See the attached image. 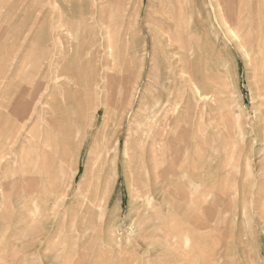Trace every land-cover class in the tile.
Segmentation results:
<instances>
[{
  "label": "rangeland",
  "instance_id": "1",
  "mask_svg": "<svg viewBox=\"0 0 264 264\" xmlns=\"http://www.w3.org/2000/svg\"><path fill=\"white\" fill-rule=\"evenodd\" d=\"M220 1L0 0V161L3 163L0 162V167L4 168H0V264H264V96L261 93L263 78L255 64L259 63L255 54L264 46L260 41L264 37V0H235L237 3L229 9L228 19L219 14L228 11V0ZM189 3L192 12L188 11ZM236 7L241 14L235 11ZM245 19L247 21L243 22ZM237 23H242V27ZM240 30L238 34L235 32ZM167 35L173 39L169 40ZM179 36H188L185 39H189L192 47L188 49L190 56L183 58L184 63L178 62L185 53L179 47ZM199 38L201 45L196 44ZM246 48L250 56L246 55ZM206 67L211 74L208 81L204 79ZM182 68L184 71H180ZM61 70L78 74L84 94L93 92L96 84L100 91L96 99V94L92 96L89 106L83 107L88 122L85 119L77 132L71 134L69 129L75 125V112L81 109L74 100L66 108L69 114L62 120L64 125L55 118L57 128L50 127L55 117L51 112L52 93L58 91L57 102L62 97V85L69 82L65 77L56 81L50 79ZM90 73L97 74L96 83L85 80ZM125 75L132 78L126 85L124 97L122 77ZM39 83L42 88L36 92ZM106 88L114 91L115 100L123 98L122 109L102 104L94 117V109L100 104L99 96ZM191 92H197L196 96ZM200 92L206 94L200 96ZM169 96L174 103L167 101ZM18 101L19 104L31 102L29 114L20 116L11 112ZM190 102H195L193 109ZM148 109L156 112L150 121L146 118L150 114ZM91 120L93 126L88 127ZM87 127L91 129L90 134L81 148L78 141ZM8 129L11 132H7ZM156 131H161L160 138ZM118 140L120 157L116 164L113 144ZM166 150L169 155L164 154ZM97 177L105 178L98 181ZM179 187L185 192H180ZM237 192L239 199L235 198ZM218 197L227 200L219 208L215 203ZM172 213H176L175 216ZM210 222L213 225H207Z\"/></svg>",
  "mask_w": 264,
  "mask_h": 264
},
{
  "label": "bare ground",
  "instance_id": "2",
  "mask_svg": "<svg viewBox=\"0 0 264 264\" xmlns=\"http://www.w3.org/2000/svg\"><path fill=\"white\" fill-rule=\"evenodd\" d=\"M110 1H111V0H110ZM119 1H120V0H119ZM133 1H134V0H133ZM211 1H212V0H211ZM217 1H218V0H217ZM219 1H220V0H219ZM121 2H122V1H121ZM123 2H124V1H123ZM220 2H221V1H220ZM13 3H14V2H13ZM13 3H12V4H13ZM211 3H212V2H211ZM224 3H225V2H224ZM234 3L236 4L237 1L235 2V0H228V5H229L228 8H227L228 11L224 12V14L219 13V14H220V17H222V16L224 15L225 19H226V18L228 19V17L231 15V14H230L231 12H229V9H230L232 6H235ZM238 3H239V2H238ZM252 3H253V2H252ZM2 4H3V3H2ZM138 4H139V3H138ZM218 4H220V3H218ZM105 5H106V4H105ZM110 5H111V4H110ZM110 5H109V6H110ZM122 5H123V4H122ZM224 5H225V4H224ZM106 6H107V5H106ZM111 6H112V5H111ZM117 6H118V5H117ZM137 6H138V5H137ZM178 6H179V4H178ZM212 6H213V4H212ZM237 6H238V5H237ZM239 6H240V5H239ZM245 6H246V5H245ZM122 7H123V6H122ZM130 7H131V5H130ZM225 7H226V6H225ZM109 8H110V7H109ZM135 8H136V7H135ZM135 8H134V9H135ZM200 8H201V7H200ZM200 8H199L198 12H199V14H200L201 17H202V16H204V14H203V12H201V9H200ZM218 8H219V7H218ZM241 8H242V7H241ZM4 9H5V8H4ZM107 9H108V8H107ZM227 9H225V10H227ZM105 10H106V9H105ZM178 10H179V9H178ZM232 10H233V9H232ZM236 10L238 11V8H237V7H236L235 11H236ZM245 10H246V9H245ZM3 11H4V10H3ZM102 11H103V9H102ZM106 11H107V10H106ZM116 11H117V10H116ZM181 11H183V10L181 9ZM188 11H191V4H190V3H189V9H188ZM242 11H243V10H242ZM1 12H2V11H1ZM136 12H137V10H136ZM164 12H165V14H166V11H164ZM167 12H168V11H167ZM191 12H192V11H191ZM238 12H240V10H239ZM252 12H253V11H252ZM258 12H259V11H258ZM3 13H4V12H3ZM60 13H61V12H60ZM116 13H117V12H116ZM168 13H169V12H168ZM213 13H214V12H213ZM222 13H223V12H222ZM6 14H7V13H6ZM101 14H102V13H101ZM106 14H108V13H106ZM235 14H236V13H235ZM240 14H241V12H240ZM57 15H58V14H57ZM57 15H56V16H57ZM66 15H67V14H66ZM104 15H105V13H104ZM112 15H113V14H112ZM127 15H128V13H127ZM170 15H172V14L170 13ZM180 15H181V14H180ZM213 15H214V14H213ZM215 15H216V14H215ZM237 15H238V13H237ZM237 15H236V17H237ZM5 16H6V15H5ZM102 16H103V15H102ZM132 16H133V15H132ZM135 16H136V15H135ZM173 16H174V15H173ZM181 16H182V15H181ZM216 16H217V15H216ZM238 16H239V15H238ZM114 17H115V16H114ZM129 17L131 18V16H129ZM133 17H134V16H133ZM133 17H132V18H133ZM236 17H235V18H236ZM239 17H240V19L242 18L241 15H240ZM56 18H59V17H56ZM105 18H106V15H105ZM111 18H112V17H111ZM127 18H128V17H127ZM166 18H167V17H166ZM172 18H173V17H172ZM175 18H176V17H175ZM177 18H178V17H177ZM202 18H203V17H202ZM213 18H214V17H213ZM59 19H60V18H59ZM102 19H103V18H102ZM167 19H168V18H167ZM237 19H238V18H237ZM104 20H105V19H104ZM112 20H113V19H112ZM139 20H140V19H139ZM150 20H151V19H150ZM164 20H165V19H164ZM232 20H233V19H232ZM234 20H235V19H234ZM241 20H242V19H241ZM243 20H244V19H243ZM2 21H3V20H2ZM77 21H78V20H77ZM97 21H98V20H97ZM110 21H111V20H110ZM171 21H173V20H171ZM209 21H211V20H209ZM235 21H236V20H235ZM238 21H239V20H238ZM246 21H247V20L245 19V21H243V22H246ZM255 21H256V20H254V22H255ZM259 21H260V20H259ZM117 22H119V21H117ZM123 22H124V21H123ZM174 22H175V21H174ZM177 22H178V20H177ZM188 22H189V21H188ZM216 22H217V20H216ZM224 22H225V21H224ZM230 22H231V21H229V23H230ZM236 22H237V21H236ZM240 22H242V21H240ZM58 23H59V22H58ZM120 23H121V22H120ZM120 23H119V24H120ZM211 23H212V22H211ZM250 23H251V20H250ZM250 23H249V24H250ZM100 24H101V23H100ZM127 24H128V23H127ZM129 24H130V23H129ZM129 24H128V26H130ZM131 24H132V23H131ZM176 24H178V23H176ZM176 24H175V28H176ZM241 24H242V23H240V25H241ZM243 24H244V23H243ZM247 24H248V23H247ZM249 24H248V25H249ZM2 25H3V24H2ZM59 25H61V23H60ZM103 25H104V23H103ZM226 25H227V26H230V25H228V24H226ZM236 25H239V23H237ZM240 25H239V27L241 28L242 26H240ZM245 25H246V24H245ZM91 26H92V25H91ZM99 26H100V25H99ZM179 26H180V24H179ZM179 26H178V27H179ZM260 26H261V23H260ZM260 26H259V27H260ZM106 27H107V26H106ZM130 27H131V26H130ZM130 27H129V28H130ZM182 27H183V26H182ZM186 27H187L186 30L189 32V27H188V25H187ZM217 27H218V26H217ZM65 28H66V27H65ZM101 28H103V27H101ZM104 28H105V27H104ZM121 28H122V26H121ZM165 28L168 29V30L170 31V28H169V27H168V28L165 27ZM183 28H184V27H183ZM228 28H230V27H228ZM235 28H236V27H235ZM63 29H64V28H63ZM125 29H126V28H125ZM130 29H131V28H130ZM130 29H129V30H130ZM219 29H220V28H219ZM243 29H244V28H243ZM243 29H242V32H244ZM105 30H106V29H104V33H105ZM107 30H108V29H107ZM221 30H222V29H221ZM226 30H227V29H226ZM236 30H237V29H236ZM259 30H260V28L258 29V32H257V33H259ZM109 31H111V28H110ZM109 31H108V32H109ZM112 31H114V29H113ZM118 31H119V30H118ZM124 31H125V30H124ZM165 31H166V30H165ZM174 31H176V29H175ZM204 31H205V30H204ZM228 31H230V30H228ZM4 32H5V31H4ZM4 32H3V34H4ZM106 32H107V31H106ZM177 32H178V31H177ZM181 32H182V31H181ZM185 32H186V31H185ZM235 32H237V34H238V32H241V30H240V31H235ZM246 32H247V31H246ZM249 32H250V30H249ZM260 32H261V31H260ZM104 33H103V34H104ZM110 33H111V32H110ZM129 33H130V32H128V34H129ZM182 33H183V32H182ZM252 33H253V32H252ZM105 34H106V33H105ZM123 34H124V33H123ZM223 34H224V33H223ZM237 34L235 33V36H236V37H237ZM71 35H72V34H71ZM81 35H82V34H81ZM108 35H109V34H108ZM111 35H112V34H111ZM111 35H110V36H111ZM164 35H166V34H164ZM192 35H193V34H192ZM192 35H191V36H192ZM194 35H195V34H194ZM231 35H232V34H231ZM252 35H254V34H252ZM260 35H261V33L259 34V36H260ZM2 36H3V35H2ZM2 36H1V37H2ZM5 36H6V35H5ZM110 36H109V37H110ZM105 37H108V36H105ZM105 37H104V38H105ZM109 37H108V38H109ZM119 37H120V36L118 35V38H119ZM123 37H124V36H123ZM167 37L170 38L169 40H172V39H173L171 35H169V36L167 35L166 38H167ZM179 37H180V36H179ZM187 37H188V36H186L185 38L187 39ZM193 37H194V36H193ZM233 37H234V36H233ZM233 37H232V38H233ZM238 37H239V36H238ZM243 37H244V35H243ZM251 37H253V36L250 35V39H251ZM121 38H122V37H121ZM127 38H128V37H127ZM159 38H160V37H158V39H159ZM185 38H184V37H180V39H177V38H176V39L178 40V42L180 43V46H179V47H181L183 50H185V53L182 54V52H181L182 55H181V57L179 58V61H178V62H181V63H182V62L184 63L183 58H188V57L190 56V54L188 53V49H189V50H192V47H191V45H190V41H189V39L186 40ZM188 38H189V37H188ZM191 38H192V37H191ZM195 38H196V36L194 37V39H195ZM239 38H240V37H239ZM239 38H238V39H239ZM241 38H242V37H241ZM1 39H2V38H1ZM83 39H84V38H83ZM110 39H111V38H110ZM200 39H201V38H199V43L197 42L196 44L201 45V44H200ZM236 39H237V38H236ZM238 39H237V40H238ZM256 39H258V38H256ZM256 39H255V40H256ZM259 39H260V37H259ZM105 40L107 41V40H109V39L106 38ZM127 40H128V39H127ZM156 40H157V39H156ZM169 40H168V41H169ZM195 40H196V39H195ZM201 40H202V39H201ZM237 40H236V41H237ZM255 40L253 41L254 43H255ZM2 41H3V40H2ZM25 41H26V40H25ZM25 41H24V42H25ZM109 41H110V40H109ZM118 41H119V40H117V43H120V42H118ZM157 41H158V40H157ZM159 41H160V39H159ZM191 41H192V40H191ZM246 41H248V39H247ZM257 41H258V40H257ZM260 41H262L261 44H262V43L264 44V37H262V38L260 39ZM78 42H79V41H78ZM84 42H85V41H84ZM86 42H87V40H86ZM163 42H165V40H164ZM163 42H162V43H163ZM169 42H170V41H169ZM192 42H193V41H192ZM65 43H66V42H65ZM170 43H171V42H170ZM239 43L242 44L241 40H240ZM245 43H246V42H245ZM247 43H250V42H247ZM247 43H246V45H247ZM3 44H4V43H3ZM23 44H24V43H23ZM69 44H71V43H69ZM82 44L85 45L83 42H82ZM94 44H95V43H94ZM109 44L111 45V42H109L108 45H109ZM132 44H133V43H132ZM173 44H174V43H173ZM177 44H178V43H176V45H177ZM194 44H195V43H194ZM256 44H257V43H256ZM259 44H260V43H258V45H259ZM261 44H260V45H261ZM263 44H262V45H263ZM0 45H1V44H0ZM83 45H82V47H83ZM106 45H107V44H106ZM108 45H107V47H108ZM110 45H109V46H110ZM204 45H205V44H204ZM250 45H252V44H250ZM118 46H119V45H118ZM168 46H169V44H168ZM195 46H196V45H195ZM205 46H206V45H205ZM239 46H240V45H239ZM241 46H242V45H241ZM151 47H152V46H151ZM202 47H204V46H202ZM248 47H249L248 50H250V46H248ZM248 47H247V48H248ZM252 47H253V45H252ZM259 47H260V46H259ZM0 48H1V46H0ZM13 48H14V47H13ZM42 48H45V47H42ZM109 48H110V47H109ZM109 48H108V49H109ZM111 48H112V47H111ZM117 48H118V47H117ZM152 48H153V47H152ZM247 48H246V51H245V50H244V51L246 52V55H249V56H250L251 54L248 52ZM257 48H258V47H257ZM83 49H86V48H83ZM83 49H82V51H83ZM101 49H102V48H101ZM108 49H106V50H108ZM166 49H167V47H166ZM195 49H197V48H195ZM244 49H245V48H244ZM0 50H1V49H0ZM39 50H40V49H39ZM109 50H111V54L113 55V53H114V49L112 48V49H109ZM146 50H149V48L147 47ZM197 50H198V49H197ZM201 50H202V49H201ZM12 51L14 52V50H12ZM62 51H63V49H62ZM125 51H126V50H125ZM139 51H140V50H139ZM178 51H179V50H178ZM71 52H72V51H71ZM137 52H138V51H137ZM152 52H153V50L151 51V53H152ZM164 52H166V51H164ZM183 52H184V51H183ZM6 53H7V52H6ZM81 53H82V52H81ZM109 53H110V52H109ZM128 53H129V52H128ZM128 53H127V55H128ZM153 53H154V52H153ZM179 53H180V52H179ZM199 53H200V52H199ZM206 53H208V52H206ZM254 53H255V52H254ZM102 54H103V53H102ZM111 54H110V55H111ZM129 54H130V53H129ZM170 54H171V53H170ZM201 54H202V53H201ZM14 55H15V54H14ZM152 55H154V54H152ZM173 55H174V54H173ZM175 55H177V54H175ZM205 55H206V54H205ZM9 56H10V55H9ZM60 56H62V55H60ZM107 56H108V54H107ZM107 56H106V57H107ZM164 56H165V54H164ZM184 56H185V57H184ZM193 56H194V54H193ZM203 56H204V55H203ZM206 56H207V55H206ZM255 56H256V57H255L256 59H259V60H257V61H259V63H255V64H257L258 69H259V71H260V72H259V73H260V76L263 78L262 85H261V88H262V92H261V93H262V95L264 96V46H261V47L258 49V51H257V53L255 54ZM17 57H18V56H17ZM48 57H49V56H48ZM97 57H98V56H97ZM112 57H113V56H112ZM165 57H166V56H165ZM167 57H168V56H167ZM204 57H205V56H204ZM19 58H20V57H19ZM62 58L64 59V57H62ZM113 58H114V57H113ZM154 58H155V56H154ZM168 58H169V57H168ZM207 58H208V57H207ZM47 59H48V58H47ZM65 59H66V58H65ZM107 59H108V58H107ZM110 59H112V58L109 57V60H110ZM114 59H115V58H114ZM130 59H131V58H130ZM165 59H166V58H165ZM49 60H50V59H49ZM127 60H128V59L126 58V61H127ZM152 60H153V59H152ZM188 60H189V59H188ZM199 60H200V58H199ZM63 61H65V60H63ZM106 61H107V60H106ZM126 61H125V62H126ZM185 61H186V60H185ZM17 62H18V61H17ZM49 62H50V61H49ZM107 62H108V61H107ZM107 62H106V63H107ZM109 62H111V61H109ZM145 62H146V61H145ZM171 62H173V61H171ZM171 62H170V63H171ZM211 62H212V61H211ZM111 63H112V62H111ZM126 63H127V62H126ZM205 63H206V62H205ZM252 63H253V61H252ZM104 64H105V62H104ZM176 64H177V63H176ZM255 64H254V65H255ZM61 65H62V64H61ZM106 65H107V64H106ZM106 65H105V66H106ZM109 65H110V63H109ZM128 65H129V64H128ZM144 65H145V64H144ZM153 65H155V64H153ZM172 65H173V64H172ZM179 65H180V64H179ZM191 65H192V64H191ZM43 66H44V65H43ZM110 66H112V65H110ZM117 66H118V65H117ZM129 66H130V65H129ZM131 66H132V65H131ZM182 66H184V65H182ZM209 66H210V65H209ZM0 67H1V66H0ZM2 67H3V66H2ZM153 67H154V66H153ZM153 67H152V68H153ZM168 67H169V65H168ZM171 67H172V66H171ZM127 68H128V66H127ZM132 68H133V67H132ZM173 68H174V67H173ZM183 68H184V67H183ZM183 68L180 69V71H181V70L184 71ZM59 69H60V68H59ZM105 69H106V68H105ZM108 69H109V68H108ZM108 69H107V71H108ZM121 69H122V68H121ZM144 69H145V67H144ZM169 69H170V68H169ZM171 69H172V68H171ZM114 70H115V69H114ZM173 70H174V69H173ZM177 70H178V69H177ZM110 71H111V70H110ZM110 71H109V72H110ZM131 71H132V70H131ZM175 71H176V70H175ZM183 71H182V72H183ZM190 71H191V70H190ZM94 72H95V70H94ZM105 72H106V71H105ZM177 72H179V70H178ZM187 72H188V70H187ZM95 73H96V72H95ZM107 73H108V72H107ZM113 73H114V72H113ZM119 73H122V72H119ZM142 73H143V71H142ZM142 73H141V74H142ZM151 73H152V72H151ZM172 73H173V72H172ZM191 73H192V72H191ZM218 73H219V72H218ZM44 74H45V73H44ZM101 74H102V73H101ZM104 74H105V73H104ZM110 74H112V71H111ZM181 74H182V73H180V75H181ZM183 74H184V73H183ZM189 74H190V73H189ZM219 74H220V73H219ZM221 74H222V73H221ZM221 74H220V75H221ZM102 75H103V74H102ZM106 75H108V74H106ZM106 75H105V76H106ZM112 75H113V74H112ZM173 75L175 76V73H174ZM38 76H39V75H38ZM38 76L36 75V77H38ZM45 76H46V74H45ZM108 76H109V75H108ZM110 76H111V75H110ZM118 76H119V75H118ZM142 76H143V75H142ZM142 76H141V77H142ZM178 76H179V75H178ZM185 76H186V75H185ZM185 76L182 77V81H184L183 78H185ZM213 76H216V75L214 74ZM256 76H257V75H256ZM61 77H65L64 79H67L69 82H68V84H63V85H62V88H63V89H62V97H61V99L58 100L57 102L55 101V99L57 98V97L55 96V94H57L58 91H55V92L52 93V100H51V109H52V110H51V112L53 111V113L55 114V117H54L53 119H51V121H50L51 126H50V127H52V128H57V126L55 125V121H56V119H58L60 122H62V120H63V118L65 117V115H66V114H69V113L67 112L66 108H67V107H70V106L72 105V103H73V100H74V101L76 102V103H75V104H76V107H79V106L81 105V109H80L79 112H75V117H74V119H73V123H75V125H74V126L71 125L72 127H71V129H69V132H70V134H71V133H76L77 130L79 129V127L82 126V122L85 123L84 121H86L85 119H87L86 117H88V114H87L85 111H83V110H84L83 107L86 106V105L89 106V104L91 103V102H90V99H91V100L93 99L92 96H93L94 94H96V96H95V99H96L97 95L100 93V91L98 90L99 87H98L97 84H96V85L94 84V85H95V86L93 87V90H94V91L92 90L93 92H89V91H88V93H86L87 91L85 90L86 92H85V94H84L83 92H81L82 89L80 88L81 83H80V79L78 78V74H75V73H72V72H67V71H64V70H61V71H59V72H55V75L53 74V77L50 78V79L56 81V80H59ZM111 77H112V76H111ZM111 77H110V78H111ZM119 77H121V76H119ZM216 77H217V76H216ZM261 77H260V78H261ZM39 78H40V77H39ZM39 78H38V80H39ZM46 78H47V77H46ZM107 78H109V77H107ZM107 78H106V79H107ZM131 78H132V75H125L124 77H122V81L125 83V88H124V90L122 91L123 96H124V94L126 95V85L130 82ZM135 78H136V77H135ZM175 78H176V77H175ZM179 78H180V77H179ZM186 78H188V77H186ZM40 79H41V78H40ZM204 79H205L206 81H208V80L211 79V74L209 73V69H208V67L205 68V76H204ZM60 80H61V79H60ZM85 80H86L87 82H91V83H92V82L94 81V83H96V81H97V74H92V73H90L89 75H86V76H85ZM137 80H138V79H137ZM180 80H181V78H180ZM180 80H179V82H180ZM223 80H224V79H223ZM259 80H262V79H259ZM42 81H43V80H42ZM44 81H45V80H44ZM102 81H103V80H102ZM110 81H111V79H110ZM138 81H139V80H138ZM140 81H141V80H140ZM191 81H192V78H191ZM206 81H205V82H206ZM34 82L37 83V79H36V81H34ZM38 82H39V81H38ZM106 82H107V80H106ZM106 82H105V84H107ZM134 82H135V80H134ZM203 82H204V81H203ZM223 82H224V81H223ZM185 83H186V80H185ZM217 83H218V82H217ZM258 83H260V82H258ZM132 84H133V83H132ZM177 84H178V82H177ZM192 84H193V83H192ZM195 84H196V83H195ZM197 84H198V83H197ZM201 84H202V83H201ZM138 85H139V83H138ZM180 85H182V84H180ZM185 85L187 86V84H185ZM217 85H219V83H218ZM31 86H32V85H31ZM41 86H42L41 83H39V84L37 85L36 92L39 91V90L42 88ZM92 86H93V85H92ZM104 86H105V85H104ZM188 86H189V85H188ZM193 86H194V85H193ZM193 86H192V87H193ZM213 86H214V84H213ZM215 86H216V85H215ZM40 87H41V88H40ZM84 87H85V86H84ZM100 87H101V86H100ZM131 87H132V86H131ZM198 87H199V86H198ZM198 87H197V88H198ZM209 87H210V86H209ZM258 87H259V85H258ZM32 88H33V87H32ZM34 88H35V86H34ZM72 88L75 89L74 92L71 91ZM82 88H83V87H82ZM103 88H104V87H103ZM188 88H189V87H188ZM211 88H212V87H211ZM211 88H209V89H211ZM220 88H221V87H220ZM3 89H4V88H3ZM83 89H84V88H83ZM186 89H187V88H186ZM194 89H195V88H194ZM28 90H29V89H28ZM176 90L179 91V89H176ZM176 90H175V92H176ZM197 90H198V89H196V91H197ZM199 90H200V89H199ZM205 90H206V89H205ZM103 91H104V92L101 93L100 96H99V98H100V104H99L97 107H96V105L94 106V107H96V108L94 109V113H93V114H94V117H96V115L100 112L99 108L102 106V104H107V106L114 105L115 108L122 109V106H121V105H122L121 100H122L123 98H121L120 100H119V99H118V100H115V97H114V91H113V90L110 91V90H107V88H106V90H103ZM130 91H131V89H130ZM189 91H191V90H189ZM203 91H204V89H203ZM203 91H202V92H203ZM207 91H208V89H207ZM207 91H206V92H207ZM212 91H213V90H212ZM217 91H218V90H217ZM217 91H216V92H217ZM219 91H220V90H219ZM260 91H261V89H260ZM101 92H102V91H101ZM197 92H199V91H197ZM197 92H193V93L191 92V95L194 94V93L196 94ZM202 92H200V93H202ZM206 92H204V93L206 94ZM214 92H215V91H214ZM214 92H213V93H214ZM220 92H221V91H220ZM223 92H224V91H222V93H223ZM165 93H166V92H165ZM204 93H202L200 96H202ZM207 93H208V92H207ZM222 93H221V94H222ZM82 94H84V97L82 96ZM173 94H174V93H173ZM177 94H178V93H177ZM195 94H194V95H195ZM214 94H216V93H214ZM217 94H218V93H217ZM223 94H224V93H223ZM223 94H222V95H223ZM2 95H3V94H2ZM12 95H13V94H12ZM25 95H26V94H25ZM39 95H40V94H39ZM171 95H172V94H171ZM186 95H187V94H186ZM189 95H190V94H189ZM211 95H213V94H211ZM259 95H260V94H259ZM28 96H29V94H28ZM135 96H136V95H135ZM138 96H139V95H138ZM149 96H150V95H149ZM177 96H178V95H177ZM181 96H182V95H181ZM181 96H180V98H181ZM195 96H196V95H195ZM195 96H194L193 98H195ZM198 96H199V95H198ZM263 96H262V97H263ZM20 97H21V96H20ZM49 97H51V96H49ZM104 97H105V98H104ZM124 97H125V96H124ZM174 97H175V95H174ZM189 97L191 98V96H189ZM207 97H210V95L207 96ZM207 97H206V98H207ZM212 97H213V96H212ZM223 97H224V96H223ZM17 98H18V97H17ZM129 98H130V97H129ZM176 98H177V97H176ZM180 98H179V100H180ZM196 98H197V97H196ZM198 98H199V97H198ZM201 98H203V97H201ZM204 98H205V97H204ZM21 99H22V98H21ZM24 99H25V98H24ZM48 99H50V98H48ZM171 99H173V97H172ZM171 99H170V96H169V98H168L167 101H168V102L171 101V103H174L175 101H174V100H171ZM174 99H175V98H174ZM183 99H184V98H183ZM4 100H5V99H4ZM28 100H29V99H28ZM78 100H79V102H78ZM82 100L84 101V104H85V105L82 104V102H83ZM127 100H128V99H127ZM186 100H187V99H186ZM200 100H203V101L205 102L206 99H200ZM211 100H212V98H211ZM224 100H225V98H224ZM263 100H264V99H263ZM23 101H24V100H23ZM29 101H30V100H29ZM36 101H37V100H36ZM131 101H132V100H131ZM131 101H130V102H131ZM206 101H207V100H206ZM213 101H214V100H213ZM19 102H20V101H18V103H17L15 106L13 105V106L11 107V108H12V111H11V112H14L15 114L18 113L20 116H25V115L29 114L28 112L30 111L31 106H32V105H31V102H28V101H27V102H24V103L22 102V103H20V104H19ZM37 102H38V101H37ZM39 102H40V101H39ZM95 102H96V101H95ZM130 102H129V103H130ZM139 102H141V101H139ZM142 102H143V101H142ZM142 102H141V103H142ZM178 102H179V101H178ZM180 102H181V101H180ZM180 102H179V103H180ZM211 102H212V101H211ZM214 102H215V101H214ZM9 103H10V102H9ZM11 103H12V101H11ZM11 103H10V104H11ZM40 103H41V102H40ZM129 103H128V104H129ZM181 103H182V102H181ZM181 103H180V104H181ZM186 103H187V102H186ZM188 103H189V101H188ZM190 103H191V102H190ZM206 103H207V102H206ZM6 104H8V103H6ZM47 104H48V103H47ZM47 104H46V105H47ZM94 104H95V103H93L92 105H94ZM176 104H177V103H176ZM183 104H184V103H183ZM192 104H193V103H191V105H192ZM194 104H195V102H194ZM194 104H193V105H194ZM211 104H212V103H211ZM77 105H78V106H77ZM168 105H169V104H168ZM171 105H172V104H171ZM191 105H190V107H192V109H193V105H192V106H191ZM7 106H8V105H7ZM7 106H6V110L8 109ZM9 106H10V105H9ZM9 106H8V107H9ZM39 106H40V105H39ZM107 106H105V107H107ZM164 106H166V105H164ZM19 107H21V109H20ZM46 107H47V106H46ZM91 107H93V106H91ZM112 107H113V106H112ZM114 107H113V108H114ZM129 107H131V106H129ZM180 107H181V106H180ZM194 107H196V106H194ZM11 108H10V109H11ZM87 108H88V107H87ZM115 108H114V109H115ZM148 108H149V107H148ZM165 108H166V107H165ZM171 108H172V106H171ZM48 109H50V108H48ZM77 109H78V108H77ZM114 109H113V110H114ZM118 109H116V110H118ZM185 109H186V108H185ZM190 109H191V108H190ZM192 109H191V110H192ZM202 109H203V108H202ZM39 110H40V108H39ZM148 110H149V109H148ZM8 111H10V110H8ZM43 111H44V110H43ZM47 111H48V110H47ZM47 111H46V109H45V112H47ZM105 111H106V110H105ZM114 111H115V110H114ZM118 111H119V110H118ZM118 111H117V113H118ZM122 111H123V110H122ZM138 111H139V110H138ZM172 111H173V110H172ZM196 111H197V110H196ZM2 112H3V111H2ZM5 112H6V111H5ZM5 112H4V113H5ZM37 112H38V111H37ZM41 112H42V111H41ZM92 112H93V111H92ZM112 112H113V111H112ZM163 112H164V110H163ZM163 112H162V113H163ZM169 112H170V111H168V113H169ZM14 113H13V114H14ZM109 113H111V112H109ZM149 113H150V114H149L146 118H149V121H150V119H153V118H154V114H155L156 112H155L154 110H149ZM162 113H160V114L162 115ZM177 113H178V112H177ZM193 113H194V112H193ZM18 114H17V115H18ZM40 114H41V113H40ZM203 114H204V112H203ZM1 115H2V114H1ZM6 115H7V114H6ZM37 115H38V114H37ZM43 115H45V113H44ZM115 115H116V113H115ZM117 115H118V114H117ZM117 115H116V116H117ZM124 115H125V114H124ZM156 115H158V113H157ZM168 115H169V114H167V116H168ZM181 115H182V114H181ZM181 115H180V116H181ZM183 115H184V114H183ZM183 115H182V116H183ZM196 115H197V113H196ZM196 115H195V116H196ZM206 115H207V114H206ZM9 116H10V115H9ZM12 116H13V115H12ZM29 116H30V115H29ZM121 116H122V115H121ZM164 116H165V115H164ZM172 116H173V115H172ZM4 117H6L5 114H4ZM4 117H3V118H4ZM7 117H8V115H7ZM15 117H16V115H15ZM39 117H40V116H39ZM41 117H42V116H41ZM202 117H205V116L203 115ZM19 118H20V117H19ZM19 118H18V119H19ZM55 118H56V119H55ZM67 118H68V117H67ZM208 118H209V117H208ZM20 119H22V118H20ZM32 119H34V118H32ZM89 119H90V118H89ZM104 119H105V118H104ZM110 119H112V118H110ZM116 119H117V117H116ZM116 119H112V120H115V121H116ZM194 119H195V118H194ZM205 119H206V118H205ZM7 120H9V119H7ZM12 120H13V119H12ZM41 120H42V118H41ZM183 120H185V119H183ZM1 121H2V120H1ZM13 121H15V119H14ZM13 121H12V122H13ZM21 121H22V120H21ZM118 121H119V119H118ZM120 121H121V120H120ZM144 121H145V120H144ZM155 121H156V120H155ZM164 121H165V120H164ZM31 122H32V121H31ZM47 122H48V121H47ZM87 122H88V119H87ZM90 122H91V123H89L90 126H88V127H92V126H93V121L91 120ZM109 122H111V120H110ZM109 122H108V123H109ZM122 122H123V121H122ZM176 122H178V121L176 120ZM176 122H175V123H176ZM237 122H238V121H237ZM0 123H2V122H0ZM3 123H5V122H3ZM21 123H22V122H21ZM26 123H27V121H26ZM111 123H112V122H111ZM113 123H114V122H113ZM119 123H120V122H119ZM128 123H129V122H128ZM139 123H140V122H139ZM139 123H138V124H139ZM141 123H143V120H142ZM149 123H150V122H149ZM10 124H11V122H10ZM41 124H42V122H41ZM47 124H48V123H47ZM69 124H70V123H69ZM120 124L123 126L122 123H120ZM152 124H153V123H152ZM156 124H157V123H156ZM8 125H9V123H8ZM63 125H64V122L61 123V126H63ZM84 125H85V124H84ZM134 125H135V124H134ZM136 125H137V124H136ZM182 125H184V124H182ZM200 125H201V123H200ZM2 126H3V125H2ZM9 126H10V125H9ZM41 126H42V125H41ZM58 126H59V125H58ZM113 126H114V124H113ZM118 126H119V125H118ZM118 126H117V127H118ZM145 126H146V125H145ZM152 126H153V125H152ZM155 126H156V125H155ZM161 126H162V125H161ZM161 126H160V127H161ZM174 126H176V125H174ZM6 127H7V126H6ZM6 127H5V128H6ZM11 127H12V126H11ZM11 127H10L9 129H11ZM27 127H28V126H27ZM44 127H45V125H44ZM88 127H87L86 130H85L86 133L84 134V136H83L82 138H80V140L78 141V144H79V146H80L81 148L83 147L82 145L85 143L88 134H90L89 132H90L91 129L88 128ZM176 127H177V126H176ZM179 127H181V126H179ZM189 127H190V126H189ZM189 127H188V128H189ZM52 128H51V129H52ZM69 128H70V127H69ZM121 128H122V127H121ZM174 128H175V127H174ZM181 128H182V127H181ZM197 128H198V127H197ZM0 129H1V128H0ZM6 129H7V128H6ZM9 129H8V131H7V130H6V131H7V132H11V130H9ZM27 129H28V128H27ZM41 129H42V128H41ZM51 129H50V130H51ZM84 129H85V128H84ZM145 129H146V128H145ZM145 129H143V131H144ZM176 129H177V128H176ZM190 129H191V128H190ZM203 129H204V128H203ZM15 130H16V129H15ZM15 130H14V131H15ZM55 130H56V129H54V131H55ZM113 130H114V128H113ZM129 130H130V128H129ZM146 130H148V129H146ZM2 131H3V130H2ZM42 131H43V130H42ZM57 131H58V129L56 130V132H57ZM115 131H116V130H115ZM135 131H136V130H135ZM148 131H149V130H148ZM150 131H151V130H150ZM153 131H154V129H153ZM173 131H174V130H173ZM181 131L183 132V130H181ZM181 131H180V132H181ZM228 131H229V130H228ZM258 131H259V130H258ZM262 131H263V129H262ZM52 132H53V131H52ZM128 132H129V131H128ZM128 132H127V133H128ZM168 132H169V131H168ZM168 132L166 131V133H168ZM175 132H176V131H175ZM178 132H179V129H178ZM191 132H192V131H191ZM263 132H264V131H263ZM12 133H13V128H12ZM12 133H11V134H12ZM17 133H18V132H17ZM97 133H98V132H97ZM113 133H114V132H113ZM133 133H134V131H133ZM144 133L146 134V132H144ZM149 133H150V132H148V134H149ZM151 133H152V132H151ZM176 133H177V132H176ZM198 133H199V132H198ZM18 134H19V133H18ZM42 134H43V132H42ZM116 134H117V133H116ZM116 134H115V138L117 137ZM128 134H129V133H128ZM134 134H135V133H134ZM156 134H157L158 138L161 137V131H159V132L156 131ZM171 134H173V133H170V135H171ZM178 134H179V133H178ZM112 135H113V134H112ZM167 135H168V134H167ZM175 135H176V134H175ZM175 135H174V136H175ZM263 135H264V134H263ZM3 136H6V135H3ZM17 136H18V135H17ZM60 136H61V135H60ZM106 136H107V135H106ZM130 136H131V134H130ZM130 136H129V137H130ZM142 136H143V135H142ZM142 136H141V137H142ZM155 136H156V135H155ZM8 137H10V136H8ZM41 137H42V136H41ZM131 137H132V136H131ZM137 137H139V136H137ZM167 137H168V136H167ZM170 137H173V136H170ZM263 137H264V136H263ZM263 137H262V138H263ZM6 138H7V137H6ZM10 138H12V137H10ZM61 138H63V136H62ZM111 138H112V137H111ZM139 138H140V137H139ZM156 138H157V137H156ZM64 139H65V138H64ZM105 139H108V138H105ZM105 139H104V141H105ZM126 139H127V138H126ZM129 139H131V138H129ZM174 139H175V137H174ZM174 139H173V140H174ZM14 140H15V139H14ZM14 140H13V141H14ZM43 140H44V139H43ZM61 140H62V139H61ZM94 140H95V139H94ZM132 140H133V139H131V141H132ZM183 140H184V141L186 140L185 135H184V137H183ZM41 141H42V140H41ZM91 141H92V140H91ZM162 141H163V140H162ZM167 141H168V140H166V143H167ZM11 142H12V141H11ZM15 142H16V140H15ZM66 142H67V141H66ZM108 142H109V141H108ZM108 142H105V143H108ZM132 142H133V141H132ZM164 142H165V141H163V143H164ZM168 142H169V141H168ZM6 143H7V142H6ZM62 143H63V142H62ZM93 143H94V142H93ZM135 143H136V142H135ZM1 144H3V140H2V143H1ZM133 144H134V143H133ZM141 144H142V143H140V145H141ZM161 144H162V143H161ZM167 144H168V145H171V144H169V143H167ZM5 145H6V144H5ZM5 145H4V146H5ZM39 145L41 146V144H39ZM42 145H43V144H42ZM126 145H127V144H126ZM155 145H156V144H155ZM162 145H163V144H162ZM162 145H161V146H162ZM168 145H167V146H168ZM175 145H176V144H175ZM6 146H7V145H6ZM10 146H11V145H10ZM15 146H16V145H15ZM67 146H68V145H67ZM133 146H134V145H133ZM172 146H173V145H172ZM8 147H9V146H8ZM13 147H14V146H13ZM43 147H44V146H43ZM113 147H114V149H115V150H114V155H113V156H114V159L116 158V164H117V163H118L117 160H118L119 157H120V141L118 140V142H117L116 144H113ZM138 147H139V146H138ZM155 147H156V146H155ZM155 147H154V149H155ZM165 147H166V146H165ZM168 147H169V146H168ZM44 148H46V147H44ZM60 148H61V147H60ZM85 148H86V147H85ZM88 148H89V147H88ZM95 148H96V147H95ZM123 148H124V147H123ZM159 148H160V147H159ZM170 148H172V147H169V149H170ZM1 149H2V148H1ZM1 149H0V150H1ZM8 149H9V148H8ZM14 149L16 150V148H14ZM63 149H64V148H63ZM63 149H61V150H63ZM97 149H98V148H97ZM138 149H139V148H138ZM140 149H141V147H140ZM143 149H145V148H143ZM6 150H7V148H6ZM64 150H65V149H64ZM112 150H113V149H112ZM151 150H152V149H151ZM155 150H157V149H155ZM158 150H159V149H158ZM158 150H157V152H159ZM160 150H161V149H160ZM164 150H165V149H164ZM164 150H163V151H164ZM170 150H171V149H170ZM126 151H127V149H126ZM129 151H130V150H129ZM139 151H140V150H139ZM142 151H144V150H142ZM163 151H162V153H163ZM167 151H168V150H166V151L164 152V154H167V153H166ZM172 151H173V150H172ZM172 151H171V152H172ZM70 152H71V151H70ZM157 152H156V153H157ZM175 152H176V151H175ZM175 152H174V153H175ZM6 153H7V152H6ZM6 153H5V154H6ZM14 153H15V152H14ZM16 153H17V152H16ZM60 153H61V152H60ZM60 153H59V154H60ZM94 153H95V151H94ZM154 153H155V151H154ZM160 153H161V152H160ZM162 153L160 154V156L162 155ZM168 153H169V151H168ZM5 154H3V156H4ZM140 154H141V153H140ZM142 154H143V153H142ZM145 154H147V152H146ZM164 154H163V155H164ZM1 155H2V153H1ZM62 155H65V154L62 153ZM125 155H127V154H125ZM167 155H169V154H167ZM175 155H176V154H175ZM70 156H71V155H70ZM72 156H73V155H72ZM90 156H92L91 153H90ZM107 156H108V155H107ZM109 156H110V155H109ZM109 156H108V158H109ZM137 156H138V155H137ZM144 156H145V155H144ZM148 156H150V155H148ZM155 156H156V155H155ZM158 156H159V155H158ZM158 156H157V157H158ZM178 156H179V155H178ZM178 156H177V157H178ZM62 157H63V156H62ZM127 157H131V156H127ZM177 157H176V158L174 157V158H175V159H178ZM70 158H71V157H70ZM145 158H146V157H145ZM184 158H185V157H184ZM186 158H187V157H186ZM188 158H189V157H188ZM16 159H17V158H16ZM149 159H150V158H149ZM151 159H152V157H151ZM154 159H155V158H154ZM154 159H153V160H154ZM163 159H165V158H163ZM66 160H67V159H66ZM66 160H65V162H67ZM72 160H73V159H72ZM147 160H148V159H147ZM161 160H162V159H161ZM168 160H170V159L168 158ZM16 161H17V160H16ZM109 161H110V160H109ZM132 161H133V160H132ZM159 161H160V160H159ZM163 161H164V160H163ZM171 161H172V160H171ZM171 161H170V162H171ZM0 162H1V161H0ZM14 162H15V160H14ZM57 162H58V161H57ZM63 162H64V161H63ZM100 162L102 163V161H100ZM112 162H113V160H112ZM114 162H115V160H114ZM126 162H127V161H126ZM142 162H143V160H142ZM144 162H145V161H144ZM167 162H168V161H167ZM167 162H166V163H167ZM177 162H179V161H177ZM180 162H181V161H180ZM134 163H135V162H134ZM160 163H162V162L160 161ZM173 163H174V162H173ZM1 164H3V163L1 162ZM63 164H64V163H63ZM132 164H133V163H132ZM169 164H171V163H169ZM175 164H176V161H175ZM178 164H179V163H178ZM178 164H177V165H178ZM64 165H65V164H64ZM107 165H108V164H107ZM161 165H162V164H161ZM177 165H176V166H177ZM182 165H183V161H182ZM1 166H2V165H1ZM76 166H77V165H76ZM109 166H110V165H109ZM135 166H137V165L135 164ZM148 166H149V165H148ZM159 166H160V165H159ZM164 166H165V165H164ZM169 166H170V165H169ZM173 166H174V165H173ZM176 166H175V167H176ZM3 167H4V166H3ZM105 167H106V166H105ZM160 167H161V166H160ZM170 167H172V166H170ZM175 167H174L173 169L176 170ZM0 168H2V167H0ZM6 168H7V167H6ZM44 168H45V167H44ZM106 168H107V167H106ZM108 168H109V167H108ZM157 168L159 169L158 166H157ZM157 168H156V169H157ZM166 168H167V167H166ZM168 168H169V167H168ZM2 169H4V168H2ZM161 169H162V167H161ZM173 169H172L171 172L174 171ZM6 170H7V169H6ZM105 170L108 171V169H105ZM117 170H118V168H117ZM130 170H131V169H130ZM169 170H170V169H169ZM184 170H185V169L182 168L181 171L183 172ZM3 171H4V170H3ZM59 171H60V170H59ZM107 171H106V172H107ZM177 171H178V170H176V172H175V171H174V172L177 173ZM189 171H190V170H189ZM106 172H105V173H106ZM116 172H117V171H116ZM174 172L172 173L173 175H174ZM45 173H46V171H45ZM118 173H119V172H118ZM189 173H190V172H189ZM148 174H149V173H148ZM184 174H185V173H184ZM6 175H7V173H6ZM9 175H10V174H9ZM76 175H77V174H76ZM76 175H75V176H76ZM187 175H188V173H187ZM189 175H190V174H189ZM189 175H188V176H189ZM3 176H4V175H3ZM10 176H11V175H10ZM44 176H45V174H44ZM44 176H43V177H44ZM46 176H47V175H46ZM103 176H104V175H103ZM147 176H149V175H147ZM192 177H193V176H192ZM11 178H12V177H11ZM104 178H105V177H104ZM104 178H102V179H104ZM158 178H159V177H158ZM43 179H44V178H43ZM46 179H47V178H46ZM97 179H98V177H97ZM102 179L99 178L98 181H99V180L101 181ZM218 180H219V179H218ZM222 180H223V179H222ZM44 181H45V180H44ZM98 181H97V182H98ZM220 181H221V180H220ZM13 182H14V181H13ZM64 182H65V181H64ZM102 182H103V181H102ZM150 182H151V181H150ZM191 182H192L191 184H193V181H191ZM244 182H245V181H244ZM92 183H93V182H92ZM168 184H169V183H168ZM186 184L188 185V183H186ZM256 184H257V183H256ZM256 184H255V185H256ZM101 185H102V184H101ZM122 185H123V184H122ZM193 185H194V184H193ZM193 185H192V186H193ZM258 185H259V184H258ZM162 186H163V185H162ZM162 186H160V187H162ZM167 186H168V185H167ZM176 186H179V185H176ZM181 186H182V185H181ZM183 186H186V185H183ZM183 186H182V187H183ZM221 186H222V185H221ZM259 186H260V185H259ZM102 187H103V186H102ZM182 187H181V188H182ZM232 187L234 188V186H232ZM263 187H264V186H263ZM47 188H48V186H47ZM100 188H101V187H100ZM148 188H149V187H148ZM162 188H163V187H162ZM166 188H168V187H165V189H166ZM179 188H180V187H179ZM181 188H180V189H181ZM223 188H224V187H223ZM225 188H226V187H225ZM228 188H229V187H228ZM233 188H232V189H233ZM238 188H239V187H238ZM242 188H243V187H242ZM185 189H186V188H185ZM240 189H241V188H240ZM257 189H258V188H257ZM161 190H162V189H161ZM163 190H164V189H163ZM177 190H178V189H177ZM181 190H182V191H180V192H185V191L183 190V188H182ZM222 190L224 191V189H222ZM226 190H227V189H226ZM228 190H229V189H228ZM252 190H253V189H252ZM50 191H51V190H50ZM189 191H190V190H189ZM260 191H261V190H260ZM173 192H174V190H173ZM229 192H231V191H229ZM257 192H258V191H257ZM175 193H176V192H175ZM178 193H179V192H178ZM188 193H189V192H188ZM254 193H256V192H254ZM258 193H260V192H258ZM12 194H13V193H12ZM185 194H186V193H185ZM242 194H243V193H242ZM256 194H257V193H256ZM260 194H261V193H260ZM163 195H164V194H163ZM188 195H191V194H188ZM235 195H236L235 198H238V199H239V197H240V193L237 192ZM179 196H180V195H179ZM182 196H183V195H181V197H182ZM193 196H194V195H193ZM206 196H207V195H206ZM214 196H215V195H214ZM217 196H218V194H217ZM227 196H230V195L228 194ZM251 196H253V194H252ZM262 196H264V195H262ZM164 197H165V196H164ZM177 197H178V196H177ZM187 197H189V196H187ZM221 197H222V196H221ZM259 197H261V196H259ZM183 198H184V197H183ZM183 198H182V199H183ZM192 198H193V197H191V199H192ZM223 198H224V197H223ZM164 199H166V198H164ZM178 199H179V198H178ZM188 199H189V198H188ZM188 199H187V200H188ZM193 199H194V198H193ZM233 199H234V198H233ZM147 200H150V199H147ZM162 200H163V198H162ZM172 201H173V200H172ZM183 201H184V200H183ZM225 201H227V200H226V197H225V199H222V198H219V197H218V198L216 199V201H215V203L218 205V206H216V207L219 208V205H222V203H224ZM232 201H233V200H232ZM234 201H235V200H234ZM259 201H262V200H260V198H259L258 203H259ZM167 202H169V201H167ZM186 202H187V201H186ZM212 202H213V201H212ZM149 203H151V202H149ZM169 203H171V202H169ZM179 203H180V202H179ZM210 203H211V201H210ZM238 203H239V202H238ZM182 204H184V203H182ZM188 204H189V202H188ZM190 204H191V203H190ZM201 204H202V203H201ZM213 204H214V202H213ZM228 204H229V202H228ZM230 204H231V203H230ZM233 204H234V203H233ZM250 204H251V203H250ZM259 204H260V203H259ZM259 204H258V205H259ZM261 204H262V203H261ZM160 205H161V204H160ZM197 205H198V204H197ZM231 205H232V204H231ZM237 205H238V204H237ZM251 205H252V204H251ZM81 206H82V204H81ZM162 206H163V205H162ZM162 206H161V207H162ZM166 206H167V205H166ZM168 206H169V205H168ZM178 206H179V205H178ZM190 206H191V205H190ZM192 206H193V205H192ZM239 206H240V205H239ZM259 206H260V205H259ZM163 207H164V206H163ZM176 207H177V206H176ZM81 208H82V207H81ZM83 208H84V207H83ZM199 208L201 209V205L199 206ZM208 208H209V206H208ZM210 208H211V206H210ZM223 208H224V207H223ZM228 208H229V207H228ZM162 209H163V208H162ZM162 209H161V210H162ZM164 209H166V208H164ZM178 209H179V207H178ZM184 209H185V207H184ZM187 209H189V207H187ZM195 209H196V208H195ZM212 209H214V208L212 207ZM239 209H240V208H239ZM239 209H238V210H239ZM168 210H169V209H168ZM170 210H172V209L170 208ZM173 210H174V209H173ZM205 210H206V209H205ZM209 210H210V209H209ZM214 210L216 211V209H214ZM219 210L221 211L222 209H219ZM224 210H225V209H224ZM226 210H227V209H226ZM228 210H230V209H228ZM228 210H227V211H228ZM238 210H237V212H238ZM165 211H166V210H165ZM217 211H218V209H217ZM231 211H232V208H231ZM231 211H230V212H231ZM240 211H241V210H240ZM248 211H249V210H248ZM81 212H82V211H81ZM174 212H175V211H174ZM177 212H178V211H177ZM75 213H77V212H75ZM164 213H165V212H164ZM191 213H192V212H191ZM206 213H207V212H206ZM210 213H212V212L210 211ZM210 213L208 212V214H210ZM78 214H79V213H78ZM161 214H162V211H161ZM166 214H167V212H166ZM170 214H171V213H170ZM173 214H174V216H175L176 213H172V215H173ZM196 214H197V213H195L194 215H196ZM202 214H203V212H202ZM236 214H237V213H236ZM243 214H244V212H243ZM190 215H191V214H190ZM194 215H193V216H194ZM204 215H205V214H203V216H204ZM161 216H162V215H161ZM161 216H160V217H161ZM177 216H179V215L177 214ZM193 216H192V217H193ZM196 216H197V215H196ZM198 216H201V215L199 214ZM214 216H215V214H214ZM164 217H165V216H164ZM164 217L162 216V218H164ZM180 217H181V216H180ZM194 217H195V216H194ZM201 217H202V216H201ZM204 217H205V216H204ZM223 217H224V216H223ZM229 217H230V216H229ZM196 218H197V217H196ZM209 218H210V217H209ZM175 219H176V218H175ZM184 219H185V218H184ZM162 220H163V219H162ZM188 220H189V219H188ZM203 220H205V219H203ZM211 220H212V219H211ZM214 220H215V219H214ZM163 221H164V220H163ZM166 221H167V218H166ZM166 221H164V224H165ZM171 221H172V220H171ZM173 221H174V220H173ZM177 221H178V220H177ZM177 221H176V222H177ZM183 221H184V220H183ZM209 221H210V220H209ZM212 221H213V220H212ZM176 222H175V223H176ZM178 222H179V221H178ZM206 222H208V221H206ZM232 222H233V221H232ZM180 223H181V222H180ZM180 223H177V224H180ZM202 223H203V222H202ZM210 223H211V224H210ZM210 223H208L207 225H213L212 222H210ZM217 223H218V222H217ZM219 223H220V222H219ZM235 223H236V222H235ZM164 224H162V226H163ZM182 224H183V223H182ZM215 224H216V223H215ZM240 224H241V223H240ZM71 225H72V224H71ZM73 225H74V223H73ZM180 225H181V224H180ZM198 225H199V224H198ZM200 225H202V224H200ZM204 225H205V224H204ZM231 225H232V224H231ZM183 226H184V225H183ZM188 226H189V225H188ZM202 226H203V225H202ZM229 226H230V224H229ZM190 227H191V226H190ZM211 227H213V226H211ZM225 227H226V226H225ZM176 228H177V227H176ZM192 228H193V227H192ZM230 228H231V226H230ZM234 228H235V227H234ZM70 229H71V228H70ZM182 229H183V227H182ZM194 229H195V228H194ZM208 229H209V228H208ZM219 229H220V228H219ZM178 230H179V228H178ZM180 230H181V229H180ZM192 230H193V229H192ZM192 230H191V231H192ZM201 230H202V229H201ZM201 230H200V231H201ZM206 230H207V229H206ZM211 230L213 231L214 229H211ZM236 230H237V229H236ZM198 231H199V230H198ZM230 231H231V230H230ZM193 233H194V232H193ZM193 233H192V234H193ZM192 234H191V235H192ZM193 235H195V234H193ZM207 235H208V234H207ZM192 238H193V237H192ZM194 238H195V236H194ZM194 238H193V239H194ZM223 251H224V250H223ZM212 261H213V260H212ZM214 262H215V261H214Z\"/></svg>",
  "mask_w": 264,
  "mask_h": 264
}]
</instances>
